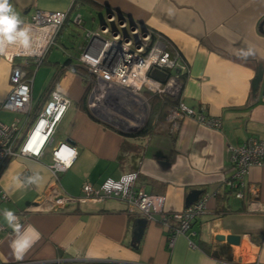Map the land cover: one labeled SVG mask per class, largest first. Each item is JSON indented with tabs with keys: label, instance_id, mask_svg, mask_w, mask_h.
<instances>
[{
	"label": "crops",
	"instance_id": "0c3cea01",
	"mask_svg": "<svg viewBox=\"0 0 264 264\" xmlns=\"http://www.w3.org/2000/svg\"><path fill=\"white\" fill-rule=\"evenodd\" d=\"M72 1L10 3L22 20H29L36 8L63 11ZM78 6L75 12L85 8L102 14L108 7L161 33L188 65L180 101L196 113L218 117L221 125L215 129L184 116L175 128L166 120L168 107L151 108L150 100L140 119L89 109L82 77L65 64L67 59L76 64L78 54V49L70 50L75 31L67 21L56 39H67L70 47L56 40L53 47L61 56L54 55L52 47L35 68L31 107L34 113L53 87L70 105L40 156L11 157L0 172V264H264V212L251 207L253 202L264 204V167L253 166L244 176L242 198L225 184L234 170L231 147L250 136L264 138V75L252 90L256 68L264 69V0H83ZM10 71V62L0 55V103L9 91ZM128 108L133 104L124 107L131 114ZM9 113L14 114L12 120L23 117ZM146 121L148 132L138 133V122ZM62 141L76 154L54 178L51 150ZM131 171L138 173L136 185L165 196L169 211L186 207L191 190L206 195V208L192 223L196 234H178L169 246L160 222L147 221L132 247L136 220L142 216L128 214L122 201H70L63 207L54 202L59 194L80 196L85 182L96 186ZM35 172L43 177L39 185L24 188L14 179ZM3 193L7 199L1 198ZM4 209L13 210L23 225L41 234L22 261L12 254L14 236L3 219ZM228 234L238 235L239 243L225 247V240L216 239Z\"/></svg>",
	"mask_w": 264,
	"mask_h": 264
},
{
	"label": "built area",
	"instance_id": "2783aa9c",
	"mask_svg": "<svg viewBox=\"0 0 264 264\" xmlns=\"http://www.w3.org/2000/svg\"><path fill=\"white\" fill-rule=\"evenodd\" d=\"M78 7V3L73 0L70 7L63 11L36 8L29 20H23L32 28L34 40L31 49L25 51L9 45L4 52H0L11 64L9 91L0 103V109L23 114V117L17 116L8 124L0 122V172L11 157L40 156L44 147L51 143L55 128L70 105V99L53 87L34 113L31 107L33 72L56 45V37L67 20L85 29L76 56L82 71L75 72L84 81L85 102L89 109L108 111L122 119H140L144 116V107L146 109L149 105L147 95L172 97L177 102L168 107L166 120L175 128L184 116H192L202 124L220 128L218 117L196 113L180 101L183 75L188 72V65L174 44L161 33L147 27L143 30L139 23L132 25L126 17L120 19L115 11L110 12V15L104 12L102 24L99 22L96 29H86L81 13L74 11ZM32 62L34 64L30 69ZM152 71L164 73L165 79L162 81L153 77ZM127 102L133 104L132 109L128 108L131 114L124 112ZM121 107L123 109L120 110ZM138 125L142 126L139 122ZM69 149L75 150L65 141L52 148L50 171L54 178L75 157ZM230 157L234 170L225 184L232 188L235 197L242 198L244 176L253 166L264 167V138L248 137L240 145L231 147ZM137 175V171H131L118 179L107 177L96 186L85 182L80 196L59 194L54 202L63 207L70 201L117 199L125 204L128 214H138L147 221H159L169 246L173 245L178 234L194 236L196 232L192 223L205 210L207 196L199 197L181 210L169 211L165 207L164 195L148 193L142 186L136 185ZM1 198L7 199L8 196L3 193ZM251 207L264 212V204L253 202Z\"/></svg>",
	"mask_w": 264,
	"mask_h": 264
},
{
	"label": "clouds",
	"instance_id": "9594fccd",
	"mask_svg": "<svg viewBox=\"0 0 264 264\" xmlns=\"http://www.w3.org/2000/svg\"><path fill=\"white\" fill-rule=\"evenodd\" d=\"M33 34L30 25H26L12 7L10 0H0V52H4L9 45H15L20 49L28 51L33 44ZM248 53H244L247 55ZM75 155L74 149H69ZM20 187L39 185L43 177L35 172L26 176L14 178ZM3 219L12 230L14 238L11 240L10 248L15 259L22 261L26 253L40 239V232L32 225H23L19 216L10 209H4Z\"/></svg>",
	"mask_w": 264,
	"mask_h": 264
},
{
	"label": "water",
	"instance_id": "95a60500",
	"mask_svg": "<svg viewBox=\"0 0 264 264\" xmlns=\"http://www.w3.org/2000/svg\"><path fill=\"white\" fill-rule=\"evenodd\" d=\"M105 12L109 13V15H110L111 14L110 12H112V9L107 7ZM117 14H118V17L120 19H124L123 14H121L119 12ZM128 20H129L130 24H132V25L135 24V22L132 19H128ZM99 21H100V24H102V17L100 18ZM141 27L143 30H145V28H146L144 25H141ZM151 75L153 77L159 79V80H162V81L165 79V74L158 72V71H152ZM262 75H264V69H262L261 66H258L256 68L255 76L252 79V90L253 91H255V89L257 88L258 83L260 82V80L262 78ZM200 193H201L200 190H197V189L191 190L185 198V205L188 206L191 203H193L194 201H196L198 199ZM136 223H137V227L135 230H133L131 241H130V245L132 247H136L138 242L140 241L143 229L147 223V219L144 217L137 218ZM216 239L217 240H225L226 241L225 247H229V244H238L239 243V236L235 235V234H228L226 236L216 235Z\"/></svg>",
	"mask_w": 264,
	"mask_h": 264
},
{
	"label": "rangeland",
	"instance_id": "374dc122",
	"mask_svg": "<svg viewBox=\"0 0 264 264\" xmlns=\"http://www.w3.org/2000/svg\"><path fill=\"white\" fill-rule=\"evenodd\" d=\"M81 14L83 16L84 19V28L86 29H96V27L99 24V20L102 17V13L98 12V11H88L85 8H83L81 11ZM73 25V24H72ZM74 26V27H73ZM70 26L72 29H74V35H72V41L74 44V48H71L70 50L74 53V51H76V49H78L79 45L81 44L82 41V37H83V33L85 29H81L76 27L75 25ZM58 43H63L65 42V44L70 47L67 44V39L65 38H59L56 39ZM54 51V55L59 54L61 56V52L54 48L52 49ZM149 97V95H147ZM0 115H1V119H3V121L5 123H10V121L12 120L14 114L13 113H9L10 111L5 110V109H0ZM3 113V114H2Z\"/></svg>",
	"mask_w": 264,
	"mask_h": 264
},
{
	"label": "trees",
	"instance_id": "16d2710c",
	"mask_svg": "<svg viewBox=\"0 0 264 264\" xmlns=\"http://www.w3.org/2000/svg\"><path fill=\"white\" fill-rule=\"evenodd\" d=\"M76 2H82L83 0H75ZM68 21V20H67ZM67 21L63 24V26L67 23ZM62 26V28H63ZM61 28V29H62ZM61 31V30H60ZM59 34V33H58ZM58 36V35H57ZM45 59V58H44ZM43 59V60H44ZM71 60L67 59L65 61V64L68 65V68L70 70H73V71H82V67H80L77 63L76 64H71L70 63ZM43 62V61H42ZM41 62V63H42ZM32 65L34 64L33 62L31 63ZM86 91V90H85ZM149 100H150V104H151V108L152 106L154 105L155 107L157 108H160V111L162 110L163 107H170L172 105H174L176 102H177V99H174L172 97H158L156 95H149ZM149 126V123L146 121L142 126L141 128L139 129L138 133L140 134H144V133H147L148 132V127ZM229 187V186H228ZM230 190H232L231 187H229Z\"/></svg>",
	"mask_w": 264,
	"mask_h": 264
},
{
	"label": "flooded vegetation",
	"instance_id": "af4514ba",
	"mask_svg": "<svg viewBox=\"0 0 264 264\" xmlns=\"http://www.w3.org/2000/svg\"><path fill=\"white\" fill-rule=\"evenodd\" d=\"M135 22V21H134ZM136 23V22H135Z\"/></svg>",
	"mask_w": 264,
	"mask_h": 264
}]
</instances>
